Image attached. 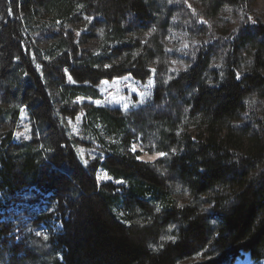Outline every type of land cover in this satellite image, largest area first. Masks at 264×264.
I'll use <instances>...</instances> for the list:
<instances>
[{"label":"trees","instance_id":"16d2710c","mask_svg":"<svg viewBox=\"0 0 264 264\" xmlns=\"http://www.w3.org/2000/svg\"><path fill=\"white\" fill-rule=\"evenodd\" d=\"M253 1L0 0V211L22 182L72 201L62 233L35 239L29 263L264 258V21ZM233 8L241 20L223 33L218 17ZM181 25L207 28L208 41L167 48ZM115 88L127 112L90 102ZM22 107L33 138L14 142ZM81 111V129L105 152L88 165L65 121ZM158 152L167 156L137 159ZM4 235L0 224V245Z\"/></svg>","mask_w":264,"mask_h":264},{"label":"rangeland","instance_id":"374dc122","mask_svg":"<svg viewBox=\"0 0 264 264\" xmlns=\"http://www.w3.org/2000/svg\"><path fill=\"white\" fill-rule=\"evenodd\" d=\"M253 6V15L264 21V0H254ZM221 12V17L220 15L218 17L220 31H223V33L231 32L234 27H236L237 22L241 20L242 13L234 11V8L229 9L228 12L227 9H223ZM209 34L207 28L202 35H198L193 28L181 25L177 32H172L169 35L166 47L169 49L175 48L176 50H180L179 54H181L183 50H185V43H187L188 46H192L196 45L201 40L208 41ZM35 36L38 38L35 44L37 46L43 45L40 43L44 41L46 35H41L40 32H37ZM194 41L196 43H193ZM174 68L177 67L174 66ZM178 69L183 70L184 66H179ZM132 89H135L134 92H137L136 88L133 87ZM103 93L105 95H103L101 100L90 102L101 106L120 107V110L124 112L126 111L127 108H125V105L123 104L122 89L115 88L114 90H107ZM82 118L83 112L81 111L73 119L67 118L65 121L69 135L76 138L77 141L75 143L76 145H74L75 152L81 162L84 165H88L98 159L102 160L105 156V152L95 140L91 139L83 132V129H81ZM69 121H71V123H69ZM32 138L31 118L26 108L22 107L13 133V141H31ZM77 149L82 151L83 159H81V154ZM155 156L156 154H142L140 157L145 161H153L149 158ZM84 161H87V164H85ZM97 176L103 177L104 175L101 171H97L96 179ZM97 181L102 182L106 180ZM69 197L67 191H63L61 194L56 190L48 188L46 185L34 186L23 182L15 186L14 190L6 193V199L3 202L4 207L0 211V224L5 231L2 241L3 244L0 245V259L4 260L13 255H17L20 259L24 258V261L22 260V263L19 264H31L27 261L28 259H25V257H27L25 253L31 248L35 239L42 238V240H48L55 243L53 238L62 233V221L65 219V211L63 209L66 206L70 207L72 205V201ZM37 233H39V235H37ZM50 247L51 244H49V248ZM49 248L45 247L42 249L36 257L44 260L45 257H48ZM37 251H39V249H37ZM6 261L7 260H5L4 263L0 262V264H6ZM263 261L264 260L257 264H261ZM250 262L256 264L246 253L241 252L240 255L230 264H249Z\"/></svg>","mask_w":264,"mask_h":264},{"label":"snow or ice","instance_id":"6c2138e0","mask_svg":"<svg viewBox=\"0 0 264 264\" xmlns=\"http://www.w3.org/2000/svg\"><path fill=\"white\" fill-rule=\"evenodd\" d=\"M9 14H11V10H9ZM90 20L92 19V18H89ZM249 19H251V18H249ZM200 23H204L203 21H201ZM253 23H254V21H253ZM193 43H196L195 41L193 42ZM184 48L185 49H187L188 48V44L187 43H185L184 44ZM40 66L39 65H37V68H39ZM110 67V65H104V68L105 69H108ZM151 73H155V69H150L149 70ZM68 80L70 81V82H75V81H73V78H72V76L71 75H68ZM240 78V75H239V73L237 74V79H239ZM148 83H149V85H151L152 83H153V81H152V79H149V81H148ZM133 91H135V89H133ZM79 99V98H78ZM82 102V101H81ZM97 103H99V102H97ZM128 107V105H125V108H127ZM69 123H71V121H69ZM74 131H75V129H74ZM77 151L78 152H80V154H81V159H83V153H82V151L81 150H79V149H77ZM132 151L133 152H135L136 151V145H132ZM167 156V153H165V152H158L157 154H156V156L155 157H150L149 159L150 160H155V159H157V158H165ZM137 159L138 160H140L141 159V157H137ZM84 163L85 164H87V161H84ZM108 179H110V177H108L107 175H104L103 177H101V176H97V180H108ZM119 183V182H118ZM180 207H183V205H181ZM157 211L159 212V211H161V209L158 207L157 208ZM37 235H39V233H37ZM170 239H172V238H170Z\"/></svg>","mask_w":264,"mask_h":264},{"label":"bare ground","instance_id":"6f19581e","mask_svg":"<svg viewBox=\"0 0 264 264\" xmlns=\"http://www.w3.org/2000/svg\"><path fill=\"white\" fill-rule=\"evenodd\" d=\"M247 261H250V260H247ZM249 264H252V263L250 262ZM261 264H264V261Z\"/></svg>","mask_w":264,"mask_h":264}]
</instances>
